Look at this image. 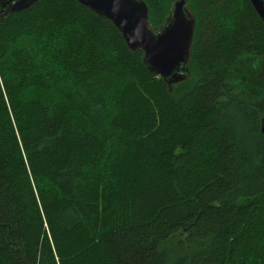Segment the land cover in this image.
I'll list each match as a JSON object with an SVG mask.
<instances>
[{"label": "trees", "instance_id": "trees-1", "mask_svg": "<svg viewBox=\"0 0 264 264\" xmlns=\"http://www.w3.org/2000/svg\"><path fill=\"white\" fill-rule=\"evenodd\" d=\"M189 6L170 92L77 0L0 16V264H264V21Z\"/></svg>", "mask_w": 264, "mask_h": 264}, {"label": "water", "instance_id": "water-1", "mask_svg": "<svg viewBox=\"0 0 264 264\" xmlns=\"http://www.w3.org/2000/svg\"><path fill=\"white\" fill-rule=\"evenodd\" d=\"M38 0H0V16L32 6ZM100 16L108 18L120 31L128 47L143 51V62L160 75L172 91L175 84L190 76L196 15L189 0H173L164 21L151 27L145 0H77ZM264 21V0H250ZM264 133V117L260 121Z\"/></svg>", "mask_w": 264, "mask_h": 264}]
</instances>
